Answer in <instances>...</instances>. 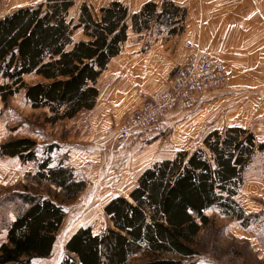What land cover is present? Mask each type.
I'll return each instance as SVG.
<instances>
[{
    "label": "trees",
    "instance_id": "1",
    "mask_svg": "<svg viewBox=\"0 0 264 264\" xmlns=\"http://www.w3.org/2000/svg\"><path fill=\"white\" fill-rule=\"evenodd\" d=\"M72 0H46L21 7L0 19V100L6 104L18 90L33 109L47 108V121L71 119L90 111L98 90L96 81L108 61L117 56L131 29L140 32L155 19L171 27L185 12L171 3H145L138 13L128 15L120 2H110L91 14L80 7L78 23L66 19ZM180 12V15L178 13ZM172 22V23H171ZM81 28L83 40H74ZM183 26L169 34L182 32ZM39 81L25 84L24 75ZM54 146L37 156V142L28 138L0 143V157H16L33 163L31 177L37 186L47 183L63 196L54 200L24 195L21 208L9 225L6 243L0 245V264H38L52 251L56 232L64 218L58 202L74 200L85 183L63 164L52 167L49 154ZM264 150L253 133L241 127L214 130L192 152H178L172 159L143 170L126 197L110 199L103 207L108 225L98 234L89 227L74 232L64 246L60 264H193V248L202 226L208 224L205 211L217 208L221 214L241 219L242 209L234 199L242 173L252 157ZM59 199V200H58ZM139 256L141 259L135 260Z\"/></svg>",
    "mask_w": 264,
    "mask_h": 264
},
{
    "label": "rangeland",
    "instance_id": "2",
    "mask_svg": "<svg viewBox=\"0 0 264 264\" xmlns=\"http://www.w3.org/2000/svg\"><path fill=\"white\" fill-rule=\"evenodd\" d=\"M45 1L0 0V19L21 7L35 6ZM113 1L72 0L73 5L68 9L66 19L76 25L82 5L95 15L93 12ZM167 3L179 8L181 13L185 12L184 19L181 21L177 16L170 28L158 25L154 19L147 29H142L143 32L151 36H169L172 35L169 30L181 25L184 31V8L164 1L158 9L154 3L156 14ZM229 4L234 8L227 11V26L223 28L221 25L222 12H216L219 16L215 19L214 35L206 41L210 50L202 47L225 65L228 73L226 86L218 92L199 97L184 115L177 114L178 117L170 121L164 119L149 142L135 140L118 143L112 134L126 114L138 108L147 97L122 114L116 122L103 125L92 137L87 111L71 119L50 123L47 118L52 114L47 108H31L24 98L23 89L10 97L6 104L0 100V143L28 138L37 142L39 159L43 157L44 148L53 145V151L49 154L52 167L60 164L68 166L76 180L85 183L84 190L74 200L58 202L64 210V218L56 232L51 253L47 258L38 260V264H60L64 259L65 243L78 229L89 227L94 234L103 231L108 225L103 207L110 199L126 197L136 186L139 175L151 165L172 159L180 151L189 153L202 147L203 138L211 131L241 127L250 130L256 141L264 144V0H232ZM122 5L128 10L126 4ZM139 11L128 10V15ZM127 24H130L129 20ZM73 39H85L81 28L74 31ZM187 44L184 45L186 48ZM195 44L201 47L199 43ZM22 80L25 84H33L39 78L28 74ZM180 124L182 129H178ZM99 137L104 141L98 143ZM153 141L155 146L150 147L153 154L147 158V154H143L146 152L144 148ZM65 148H68L67 152ZM35 172L33 163H24L16 157H0V245L6 243L7 229L24 207L20 204V197L42 195L54 200L55 195L59 194V199L63 196L45 182L39 186L33 183L31 177ZM234 199L242 209V218L223 215L217 208L206 210L208 224L198 232L193 246L196 255L188 262L264 264V150L257 152L246 166ZM139 259V256L135 258Z\"/></svg>",
    "mask_w": 264,
    "mask_h": 264
},
{
    "label": "crops",
    "instance_id": "3",
    "mask_svg": "<svg viewBox=\"0 0 264 264\" xmlns=\"http://www.w3.org/2000/svg\"><path fill=\"white\" fill-rule=\"evenodd\" d=\"M115 1L126 4L132 12L139 11L147 2L155 3L159 9L161 3L170 1L186 10L185 27L179 35L151 36L152 34L147 32L133 31L128 24V36L121 46L120 53L109 61L106 69L97 78L95 85L98 98L92 110L87 111L92 126L90 137L94 136L95 131L99 132L103 125L116 122L122 114L138 106L143 99L163 89L168 83L170 71L186 61L189 50L185 44L199 43L200 48L210 50L206 41L214 35L215 19L219 16L216 12H222L221 25L225 28L228 23L227 11L234 8L229 4L232 0ZM164 119L170 121L176 117L169 114ZM179 128L182 129L181 124ZM98 139V143L104 141V138ZM154 142L144 148L146 152L140 150V153L150 157L153 154L150 147L155 146ZM65 151L67 152L68 148H65Z\"/></svg>",
    "mask_w": 264,
    "mask_h": 264
},
{
    "label": "built area",
    "instance_id": "4",
    "mask_svg": "<svg viewBox=\"0 0 264 264\" xmlns=\"http://www.w3.org/2000/svg\"><path fill=\"white\" fill-rule=\"evenodd\" d=\"M187 47L186 61L170 71L167 85L126 114L115 127L112 134L116 142L151 141L158 125L169 114L184 115L199 97L225 87L228 81L225 65L195 43Z\"/></svg>",
    "mask_w": 264,
    "mask_h": 264
},
{
    "label": "bare ground",
    "instance_id": "5",
    "mask_svg": "<svg viewBox=\"0 0 264 264\" xmlns=\"http://www.w3.org/2000/svg\"><path fill=\"white\" fill-rule=\"evenodd\" d=\"M168 81H169V80H168ZM225 86H226V85H225ZM217 92H218V91H217ZM174 116L176 117V115H174ZM177 117H178V116H177ZM177 117H176V118H177ZM179 117H180V116H179ZM104 133H105V134H107V132H106V131H104ZM107 135H108V134H107ZM111 179H112V178H111ZM106 183H107V182H106Z\"/></svg>",
    "mask_w": 264,
    "mask_h": 264
}]
</instances>
